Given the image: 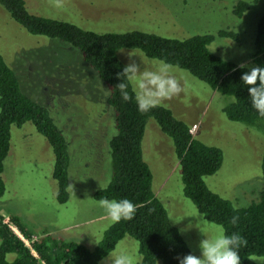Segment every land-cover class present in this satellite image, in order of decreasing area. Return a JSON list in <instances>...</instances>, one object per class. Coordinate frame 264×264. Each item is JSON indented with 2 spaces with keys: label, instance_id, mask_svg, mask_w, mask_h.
Wrapping results in <instances>:
<instances>
[{
  "label": "rangeland",
  "instance_id": "374dc122",
  "mask_svg": "<svg viewBox=\"0 0 264 264\" xmlns=\"http://www.w3.org/2000/svg\"><path fill=\"white\" fill-rule=\"evenodd\" d=\"M241 1L249 9L239 18L234 9ZM25 2L32 15L100 34L138 31L184 40L231 31L238 35V41L217 37L210 49L239 65L252 62L258 22L264 14V0H62L63 8L55 7L54 0ZM129 53L135 55L131 59L141 69L152 67L153 60L141 51L124 49L118 55L125 66L130 63ZM0 55L15 71L23 92L50 110L65 136L71 156L69 181L74 186L73 192L68 191V202L61 204L53 178L55 156L47 139L31 122L13 127L3 173L6 192L0 197V217L6 223L10 215H16L35 236L50 235L93 251L98 246L94 239L100 243L113 224L104 218L94 198L98 190L108 186L112 175L109 142L117 130L106 107L109 91L78 50L58 39L29 34L1 6ZM175 68L184 91L161 106L190 126L197 140L223 151L222 167L205 178L209 189L233 204L249 206L264 189V134L229 121L223 109L231 103V97L213 92L189 72ZM143 157L170 223L179 232L195 224L194 217L201 214L184 196L174 143L154 120L147 125ZM208 234L215 235L211 224ZM181 235L193 254L201 257L199 243L206 237L195 227ZM121 242L122 251L141 257L136 240L126 237ZM8 259L13 261L15 257L10 255Z\"/></svg>",
  "mask_w": 264,
  "mask_h": 264
},
{
  "label": "trees",
  "instance_id": "16d2710c",
  "mask_svg": "<svg viewBox=\"0 0 264 264\" xmlns=\"http://www.w3.org/2000/svg\"><path fill=\"white\" fill-rule=\"evenodd\" d=\"M0 6L29 34L58 39L71 49L78 50L84 63L108 89L106 107L117 130L109 142L112 175L108 186L98 190L94 198L97 201L101 197L116 200L126 198L137 206L134 218L113 223L93 251L82 244L58 240L50 235L35 236L18 216L10 215V225L30 243L29 248L0 217V264H102L109 251L126 237L133 238L139 244L140 264H179L177 257L193 254L178 228L170 223L166 207L153 190V174L143 157V141L150 120H154L161 132L174 143L182 171L184 196L210 222L224 226L226 234L237 232L248 240L247 248L239 250L242 264H251L248 260L251 253L264 256V189L255 202L234 212L233 202L213 193L205 182L206 177L213 176L222 167L223 151L197 140L192 135V128L164 106L141 114L135 100L123 101L116 88L122 82L117 79V73L122 72L125 66L118 55L119 51L139 50L149 59H162L189 72L206 83L213 92L231 97V103L223 109L227 119L264 134V117H260L252 108L248 87L241 79L253 67H264V14L258 22L256 52L252 62L241 69L239 64L224 60L210 49L217 37L238 41V35L231 31L184 40L138 31L100 34L82 30L67 22L32 15L27 10L25 0H0ZM248 9L249 5L241 1L237 3L234 14L243 17ZM28 122L33 123L53 150V178L58 186V200L65 204L69 200L66 189L70 184L71 164L66 138L55 124L50 110L23 92L15 71L0 55V197L6 192L3 173L11 151V130ZM262 176L264 180V152ZM235 215L239 216V221L232 226L229 222ZM10 255H14L13 261H9Z\"/></svg>",
  "mask_w": 264,
  "mask_h": 264
},
{
  "label": "clouds",
  "instance_id": "9594fccd",
  "mask_svg": "<svg viewBox=\"0 0 264 264\" xmlns=\"http://www.w3.org/2000/svg\"><path fill=\"white\" fill-rule=\"evenodd\" d=\"M54 6L63 8L64 4L62 0H54ZM133 56L135 55L129 53L130 63L124 66L122 72L117 73V79L122 82L116 85V88L119 89L123 101L135 100L141 114L150 112L164 102L178 97L184 91L181 80L174 74L176 71L174 65L162 59H155L152 61V67L144 64L145 67L141 69V66L131 59ZM238 67L243 69L247 65L242 63ZM241 79L243 84L248 87L252 108L257 111L260 117H264V67H253L250 71L245 72ZM66 190L73 192L74 186L68 184ZM97 205L103 210L104 218L112 223H119L122 220L130 221L137 211V206L126 198L116 200L101 197L97 201ZM244 206L243 204H233V211L238 212L239 208ZM194 218L196 223H190L187 228L180 229V232L184 234L195 227L206 237L199 243L201 257L194 254L177 257L179 264H242L239 250L242 247L247 248L248 240L246 238L237 232H233L231 235L226 234L227 230L224 226L217 227L204 214ZM238 221L239 216L235 215L229 223L236 226ZM174 222L179 224L181 221ZM210 224L215 229V235L208 234ZM94 243L99 245L96 238ZM141 259L142 257L139 255L122 251L121 244L118 243L102 260V264H140ZM248 260L251 264H264V256L254 253L249 254Z\"/></svg>",
  "mask_w": 264,
  "mask_h": 264
},
{
  "label": "built area",
  "instance_id": "2783aa9c",
  "mask_svg": "<svg viewBox=\"0 0 264 264\" xmlns=\"http://www.w3.org/2000/svg\"><path fill=\"white\" fill-rule=\"evenodd\" d=\"M6 224H8L10 226V228L12 230H14V227L12 225H10V221H7ZM18 235L21 237L22 241H24V243L26 244V246H28L29 248H31L30 243L28 241H26L20 234H18Z\"/></svg>",
  "mask_w": 264,
  "mask_h": 264
}]
</instances>
